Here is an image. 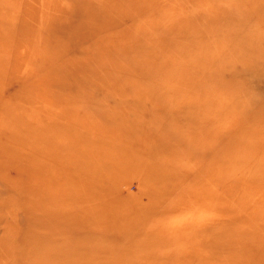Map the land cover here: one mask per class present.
<instances>
[{
	"label": "rangeland",
	"instance_id": "rangeland-1",
	"mask_svg": "<svg viewBox=\"0 0 264 264\" xmlns=\"http://www.w3.org/2000/svg\"><path fill=\"white\" fill-rule=\"evenodd\" d=\"M0 264H264V0H0Z\"/></svg>",
	"mask_w": 264,
	"mask_h": 264
}]
</instances>
